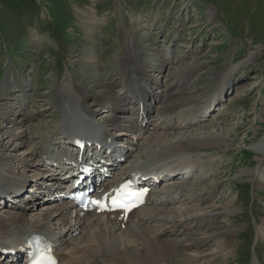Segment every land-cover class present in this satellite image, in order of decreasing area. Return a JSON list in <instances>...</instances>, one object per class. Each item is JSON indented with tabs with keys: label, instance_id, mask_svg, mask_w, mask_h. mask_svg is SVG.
<instances>
[{
	"label": "rangeland",
	"instance_id": "rangeland-1",
	"mask_svg": "<svg viewBox=\"0 0 264 264\" xmlns=\"http://www.w3.org/2000/svg\"><path fill=\"white\" fill-rule=\"evenodd\" d=\"M133 42L140 51L138 63L144 61L149 72L158 63L157 59L170 56V71L165 70V78L159 77L166 93H170L171 83L181 77L180 73L198 69L188 76L186 90L177 88L169 102L176 100L180 115L190 114L195 107L204 104L210 95L209 88L216 86L218 79L222 81L232 67H240L231 86L232 90L236 87L238 93L227 97L224 106L219 104L217 107L224 109L216 111L201 128L188 131L190 136L211 143L202 148L209 152L195 153L192 157L193 163H201L196 158L203 156L204 163L208 164L199 176L207 180L200 186L201 191L193 192L203 194V199L191 202L195 196H190L193 195L191 187L185 186L190 190L187 191L190 197L185 202L181 199L166 206L167 213L162 212L164 204L155 205L164 216L161 223H150L149 228L161 233L170 222L168 219L182 218L184 210L193 208L200 212V208L213 205L215 220L199 216L197 222L209 229L208 234L213 231L218 234L211 240L207 237L202 253L187 264H264V233L258 232L264 224V184L258 177V172L264 169V152H258L259 148L264 150V0H0V105L5 109L10 102L9 114L13 115H3L5 110L0 107V140L13 142V148H17H0V155L28 158L35 145L45 144L48 134H52L50 141L57 142L56 130L62 125L61 110L56 106L57 94L60 96L68 87L71 89L72 82L82 84L78 97L75 90H71L73 100L77 103V99L81 100V95L86 94L91 110L95 100L110 89L114 90L112 96L122 91L124 86L121 89L122 84L115 81L117 66L122 57L134 56L133 53L129 56L128 51L129 46L133 49ZM156 49L160 52L155 57L157 62L150 60L146 64L150 51L155 53ZM256 54L258 59L243 63ZM102 60L113 70L106 76L101 75L103 66L99 63ZM139 67L144 69L142 64ZM243 71L245 79L240 75ZM151 75L155 79L159 74ZM110 81L116 82L114 87L107 86ZM5 88L16 95L15 100H10ZM85 91L96 94L91 96ZM191 95L206 97L196 106L186 100ZM114 110L113 107L107 111L99 108L92 116L99 131L104 120L113 117ZM12 119L15 121L11 122ZM123 121L127 122L125 118ZM156 132L164 133L167 129L158 128ZM161 143L155 144L156 148L151 145L153 149L142 148L141 157L158 154ZM133 155L140 158L139 153ZM14 157L10 156L8 161L15 165V169H11L20 174ZM226 208H236V212L231 214L224 211ZM171 211L175 212L169 213ZM2 212L0 216L4 217L6 214ZM25 213L33 220L38 211ZM233 226L237 230L231 228ZM52 227L60 234L67 232L68 226L67 223L57 225L54 220ZM96 229L93 227L89 232L82 227L73 232L70 235L73 245L68 247L72 248L81 239L90 240L91 232ZM165 237L180 240L187 238L188 233L176 230ZM180 263L183 262L178 257L170 262Z\"/></svg>",
	"mask_w": 264,
	"mask_h": 264
},
{
	"label": "bare ground",
	"instance_id": "bare-ground-1",
	"mask_svg": "<svg viewBox=\"0 0 264 264\" xmlns=\"http://www.w3.org/2000/svg\"><path fill=\"white\" fill-rule=\"evenodd\" d=\"M146 34H143V36H145ZM131 38H134L133 33L131 35ZM136 45L137 43L134 44L133 42V49L129 46L128 50L129 56H131L132 53L134 54V56L127 59H124L122 57L119 62V65L117 66V77L118 73L120 71L122 72L119 75V80L117 79V77H115V81L117 83L122 84L121 89L123 88V86L126 89L124 88L119 93L116 92L115 96L110 95L114 91L110 89V92L104 93V96H100L98 99L95 100V105L94 103H91V105H94L92 106L93 110H91V106L87 104L88 96L86 94L81 95V100L77 99V103L72 98L73 91L71 90H75L74 93L78 97L79 92H82V84L72 82L71 89L68 87L66 90L60 93V96L59 94H57L58 103L56 104L55 102L54 107L55 104L57 107H60L61 112L59 111V113H61L62 116V125L58 126L56 133L61 135V137H64V139H69L74 134H77V132H81L82 128L84 127H94L92 116L98 112L99 108L104 109V111H107L109 110V108L113 107L118 111L115 112L114 115H111L113 116L112 118L107 117V119L104 120L102 126L104 127V129H101V132L103 131L106 136V139L108 140L112 139L116 135L125 134L121 130L130 127L129 125L124 123L122 117L127 116L129 114L136 115V117H138V115L140 114H137L136 109H131V107L129 106L130 104H132L130 100H123L122 97L124 95L126 96L127 94H129V89L132 94H135L138 90H143L144 87L142 85H139L137 87L132 83L134 81H137L141 84L143 82H146L147 87L152 84L148 93L150 95V99H146V102L148 103L149 107H152L151 101L153 99H161V105L158 107V110L154 111L157 113L156 115H161L162 119L160 120V122L158 121L157 126H155L154 133L144 136L142 144L132 149L134 152L139 153V156L141 157L142 148L149 146V149H153L152 147L155 146V144H158V142H162L163 144L161 143L162 147L159 148V153L148 157H151L150 159L153 158L159 161L165 159L170 161L175 160L177 161V163L180 162V165H188V170L185 172L186 175L190 174L191 171L189 165H191V170L193 172L192 174H190L192 175V177L190 178L191 180L184 181V177L180 174H178L177 177H175L174 179H172L171 177L163 178L164 181H162V183L160 184L159 189L154 190L150 194L146 206L134 211L127 219L121 218L120 213L100 216L97 215L95 212L82 214L80 211H76L75 213H73V215L75 216H72V221L70 222L71 224L69 223L72 228H70L68 224L72 212L70 211L69 205L67 204L54 206L52 207L53 209L50 207L41 208L38 212L39 214L36 213V217L33 220H30L28 217H26L27 214L25 213L18 214L14 211L11 212L10 210H3L2 213L6 215L4 217L0 216V244L18 243L20 242V239H22L23 236L33 234L34 232L42 234L49 233L59 238V241H61L62 243V247L57 252L59 255L60 264H170L171 259L173 257H178L181 259V262H183L184 264L186 262L187 264L189 262L188 260L192 261V259H194V256H199L202 253L201 251L204 248V245L206 243L205 239L207 237L209 238L208 240H211L215 234H218V232L214 231L211 234H208L207 230L209 229L206 226L204 227L202 224L197 222V217L199 216H206L210 220H215V207L213 205L204 207L202 209L200 208V212L194 211L193 208L187 209V212L184 210L183 215L185 214V216H181L182 218L171 217V219H168V222H170L166 224V227L162 230L161 233H155L149 227L150 223H161L162 217L164 216L162 212L165 213L168 210L166 206L181 202V199L183 201H186L190 196H195L193 197V199L191 198V202H198L203 199V194L194 193L201 191L200 186L203 185V183L207 180L204 177L202 178L199 176L203 171L206 170L208 164L204 163V160H206V158L203 156L196 158V160L201 161V163H193L194 159L192 157L195 153L209 152L205 149L203 150L202 148L209 146L211 143L190 136L188 131L194 132L195 129L201 128V124L205 123V121H209V119L213 117V106H215L219 101H221L222 95L226 94L229 97H233L235 94L238 93V90H236L235 88L232 90L231 86L232 82L235 79L234 76L240 73L238 72L240 67H232L230 70H228V72L226 71L227 75H225V79L223 78L222 81H219L218 79L216 82V86L209 88L210 95L207 96L209 100L204 101L206 95L195 98L193 94L189 98H186L187 101H190L189 103L191 105L197 106L200 104L201 101H204V105H201L200 107H195L194 111H192L190 114H182L185 115V117L188 116V119L184 120L185 118L178 112L180 106L178 103L175 102L176 100L172 101V103L169 102L174 97V93L177 88H181V90H186L187 86H189L188 76H190L195 70L197 71L198 69L190 68L180 73L179 76L181 77L177 76V81H175L174 84L173 82L171 83L172 88L170 93H166L163 91L165 87L162 86V81L159 79V77L161 76L162 78H165V70L166 73H168L170 56H162V58L157 59L158 63H156L157 61L155 60V57L157 54L159 55L160 52L157 49L155 53L153 52L154 50H151V57L145 63L148 64V62L152 60L154 64L156 63V65L150 63V65H153V69H151L152 72H149L147 71L148 69L144 64V61H142L140 64L143 65L142 68H144L145 70L139 67L140 64L138 63V54L140 55V51L136 48ZM256 59H258V54H256V56L251 55L243 63L248 64ZM99 65L103 66V73L101 74L102 76H106L108 72L113 71L109 68L111 65L108 66V64L104 63V60H102ZM159 70L161 72H159ZM244 72L245 71L240 74L243 77ZM152 73H158L159 75L157 76V78L152 79ZM235 73L237 74L234 75ZM120 79H123L124 83L121 82ZM115 81L108 82L109 85L107 86H110L111 84L112 87H114L116 83ZM239 81H241V79ZM125 82L127 83V85L125 84ZM3 90H6L7 96H10V100L11 98L12 101L15 100L16 95L14 96L9 93L11 90L10 88H5ZM86 92L88 93L89 91H85V93ZM89 93L91 96L93 94H96L93 92ZM135 96L137 95L135 94ZM196 100L199 101L197 102ZM6 104L7 108L5 109L2 108L0 105V107L5 110L3 111V115L8 114V116H13L12 114H9L10 111L8 108L11 107L9 105L10 102H7ZM203 116L206 117L204 121L202 120ZM103 118H105V116L102 117L101 121H103ZM12 121H15V119H12L11 122ZM79 121L82 123V125ZM162 124H165V126H162ZM76 125L82 127H78ZM98 128H96L97 132L99 131ZM158 128L165 130L167 129V132H159V134H157L156 130ZM60 130H62V134H60ZM111 130L120 131H117L119 133H116V135H112L110 132ZM20 132L22 131L20 130ZM94 132L95 131L93 130L91 131V133ZM185 132H187V134H182ZM7 134L9 137H11L12 135L10 132ZM179 134H181L180 139L177 138ZM15 137L17 138L18 135H16ZM49 137H52V134H48L45 137V144L39 142L41 145H35L31 149V152L28 153L30 157L27 158L15 156L16 166L19 165L21 169H19L20 174L18 173V171L16 172L15 170H13L15 169V165L11 161H8V159H10V156L14 157L12 154L0 155V172L7 173H4L2 177L0 175V191H3V188L5 187H8L9 190L12 186V188H15V190L13 191L19 193V196L21 197L20 199H22L25 203L26 201H28L29 194L33 189L32 188L27 190L28 184L30 183L31 185L40 184L39 188L35 189V192L37 193L41 192L40 194H42L43 188L46 186V189L50 191L51 187L53 186V184L49 182V177L51 176L49 174H42L41 170V172H39L38 169H41L39 167H41L42 165L39 156L37 155V153L41 154L45 147L50 146L49 144H51L52 141L49 140ZM173 137H176L177 140L172 141L171 139ZM168 138L171 139L168 140ZM13 146H15L13 142H5L3 138L0 140L1 149H17L13 148ZM154 148H156V146ZM198 150L202 151L198 152ZM258 152L262 153L264 152V150L262 148H259ZM17 158L20 159L17 160ZM210 162H212V160ZM6 165L9 166L8 169H5L7 168L5 167ZM12 167L13 169H11ZM28 168L29 170H27ZM131 171L137 172L138 169L126 168L125 174L130 173ZM258 177L262 179L261 183L264 184V169H261L258 172ZM185 186H190L192 188H190V190L192 191V193L194 192L193 195L188 196V192L190 190L185 188ZM10 196H14V194H11ZM154 197H157L159 201L155 200ZM35 202L37 203V201ZM32 203L27 204L25 211H34ZM155 205H163L164 211L160 213L158 209L154 208ZM230 205L232 204L230 203ZM148 206H151V208ZM160 207L161 206H159V208ZM226 210H228L231 214L236 212V208H226L224 211ZM174 212L171 211L169 213ZM54 220H57V225L59 224L60 226L63 223H67L68 227L67 229L65 228L67 232L64 231L56 235V231L54 232V228L52 227ZM123 224H126V229H123ZM82 227L86 231H89V229L91 230L92 227H97V229L91 232L90 240H78L77 244H75L72 248H69L71 245H73L72 243L74 241H72V237H70V235H72V233L76 232L77 230H81ZM231 228L237 230L236 226H233ZM62 230L63 227L62 229H60V231ZM176 230H179L181 232H187L188 237L182 238L180 240L179 238L177 240H174L165 237L167 235L174 234ZM258 232L264 233V224L262 225V227H260V230H258ZM228 246H230V243L228 244Z\"/></svg>",
	"mask_w": 264,
	"mask_h": 264
},
{
	"label": "snow or ice",
	"instance_id": "snow-or-ice-1",
	"mask_svg": "<svg viewBox=\"0 0 264 264\" xmlns=\"http://www.w3.org/2000/svg\"><path fill=\"white\" fill-rule=\"evenodd\" d=\"M143 196V193L132 194L125 191L124 188L120 189L115 198L112 199L111 203L116 208H121L124 211H130L134 204V200H139ZM133 197V199H128ZM93 203L99 205V201H93ZM32 264H54L49 254V251L40 249L36 256L32 259Z\"/></svg>",
	"mask_w": 264,
	"mask_h": 264
}]
</instances>
